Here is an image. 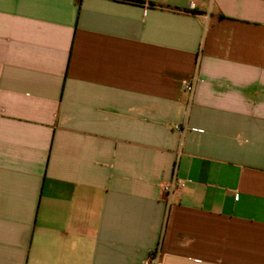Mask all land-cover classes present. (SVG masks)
Instances as JSON below:
<instances>
[{
	"label": "crops",
	"instance_id": "1",
	"mask_svg": "<svg viewBox=\"0 0 264 264\" xmlns=\"http://www.w3.org/2000/svg\"><path fill=\"white\" fill-rule=\"evenodd\" d=\"M155 252L264 264V0H0V264Z\"/></svg>",
	"mask_w": 264,
	"mask_h": 264
},
{
	"label": "built area",
	"instance_id": "2",
	"mask_svg": "<svg viewBox=\"0 0 264 264\" xmlns=\"http://www.w3.org/2000/svg\"><path fill=\"white\" fill-rule=\"evenodd\" d=\"M185 90L187 92L190 93V95H193L194 93V83L192 82H188L185 84ZM183 183L181 181L178 180H174L172 181V183L166 185L164 187V191L165 192H172V191H176L178 189H180L181 187H183ZM146 264H160V259H159V255L157 252H155L151 258L149 259V261Z\"/></svg>",
	"mask_w": 264,
	"mask_h": 264
}]
</instances>
